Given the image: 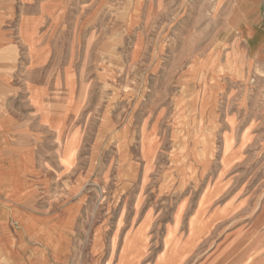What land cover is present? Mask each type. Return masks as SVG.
<instances>
[{
  "label": "rangeland",
  "instance_id": "374dc122",
  "mask_svg": "<svg viewBox=\"0 0 264 264\" xmlns=\"http://www.w3.org/2000/svg\"><path fill=\"white\" fill-rule=\"evenodd\" d=\"M42 1L47 89L78 96L52 264H264V0Z\"/></svg>",
  "mask_w": 264,
  "mask_h": 264
},
{
  "label": "crops",
  "instance_id": "0c3cea01",
  "mask_svg": "<svg viewBox=\"0 0 264 264\" xmlns=\"http://www.w3.org/2000/svg\"><path fill=\"white\" fill-rule=\"evenodd\" d=\"M14 1L23 10L28 8L16 26L12 19L16 12L9 6L0 7V51L11 50L13 61L16 51L18 55L23 52L25 58H17L15 63L0 62V66L22 65L29 68L27 71L37 69L40 74L36 79L31 75H13L16 82L28 83L25 89L0 90V264H52L59 257L51 250L53 241L62 235L69 237L70 230L68 225L65 229L57 226L55 221L60 220V213L48 218V211H62L67 203L60 205L56 194L49 202L47 185L60 181L64 168L73 167L72 156L63 158L60 150L69 131L70 144L76 137L78 128L74 130L77 126L73 124L78 120V96L68 90L47 89L49 76L45 69L55 65L57 49L47 43L50 39L44 21V2ZM56 80L54 75L51 81ZM5 82L6 76L0 75V84ZM49 242H53L51 249ZM185 258L174 254L168 257L172 259L168 264L184 263Z\"/></svg>",
  "mask_w": 264,
  "mask_h": 264
}]
</instances>
